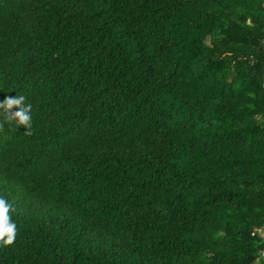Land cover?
<instances>
[{
    "label": "trees",
    "instance_id": "16d2710c",
    "mask_svg": "<svg viewBox=\"0 0 264 264\" xmlns=\"http://www.w3.org/2000/svg\"><path fill=\"white\" fill-rule=\"evenodd\" d=\"M16 95L0 264H264V0H0Z\"/></svg>",
    "mask_w": 264,
    "mask_h": 264
},
{
    "label": "clouds",
    "instance_id": "9594fccd",
    "mask_svg": "<svg viewBox=\"0 0 264 264\" xmlns=\"http://www.w3.org/2000/svg\"><path fill=\"white\" fill-rule=\"evenodd\" d=\"M26 97L23 95L8 97L0 103V111L6 121H15L20 127L26 130L32 128V104L25 103ZM16 109L15 111H12ZM13 205L4 197L0 196V246L13 244L16 239L17 226L12 220L10 212Z\"/></svg>",
    "mask_w": 264,
    "mask_h": 264
},
{
    "label": "built area",
    "instance_id": "2783aa9c",
    "mask_svg": "<svg viewBox=\"0 0 264 264\" xmlns=\"http://www.w3.org/2000/svg\"><path fill=\"white\" fill-rule=\"evenodd\" d=\"M261 255H262V257L264 258V252H263V253H261Z\"/></svg>",
    "mask_w": 264,
    "mask_h": 264
}]
</instances>
